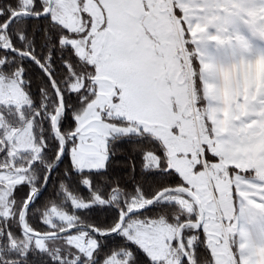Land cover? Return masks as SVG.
Here are the masks:
<instances>
[{
	"label": "snow or ice",
	"instance_id": "1",
	"mask_svg": "<svg viewBox=\"0 0 264 264\" xmlns=\"http://www.w3.org/2000/svg\"><path fill=\"white\" fill-rule=\"evenodd\" d=\"M0 264H264V0H0Z\"/></svg>",
	"mask_w": 264,
	"mask_h": 264
}]
</instances>
